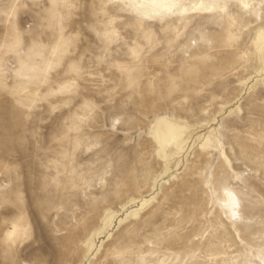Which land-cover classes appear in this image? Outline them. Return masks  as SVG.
<instances>
[{
    "label": "rangeland",
    "instance_id": "obj_1",
    "mask_svg": "<svg viewBox=\"0 0 264 264\" xmlns=\"http://www.w3.org/2000/svg\"><path fill=\"white\" fill-rule=\"evenodd\" d=\"M158 1L0 0V264L264 263V0Z\"/></svg>",
    "mask_w": 264,
    "mask_h": 264
},
{
    "label": "bare ground",
    "instance_id": "obj_2",
    "mask_svg": "<svg viewBox=\"0 0 264 264\" xmlns=\"http://www.w3.org/2000/svg\"><path fill=\"white\" fill-rule=\"evenodd\" d=\"M158 1L156 4H161L162 7H173L176 5L177 0H170V1ZM144 4L151 5L149 2L144 1ZM259 44L264 43V32L261 33L259 39H258ZM180 127L177 125L167 122V124L164 127L163 130V135L159 133V137L161 140H164L165 143L171 144L174 143L176 144V140L178 139V130ZM222 208L224 211L227 212L229 220L231 222L235 223H244V217L241 213V202L237 194L231 190L227 192V195L225 196L223 203H222ZM264 264V263H263Z\"/></svg>",
    "mask_w": 264,
    "mask_h": 264
}]
</instances>
